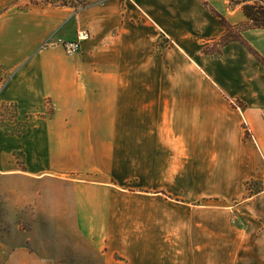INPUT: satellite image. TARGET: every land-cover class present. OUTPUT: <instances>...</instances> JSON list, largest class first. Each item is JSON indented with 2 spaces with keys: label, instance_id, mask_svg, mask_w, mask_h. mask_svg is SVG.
<instances>
[{
  "label": "crops",
  "instance_id": "1",
  "mask_svg": "<svg viewBox=\"0 0 264 264\" xmlns=\"http://www.w3.org/2000/svg\"><path fill=\"white\" fill-rule=\"evenodd\" d=\"M71 1L0 0V103L38 115L0 131V193L59 188L17 202L24 233L72 242L66 264H264V29L256 56L221 45L242 0ZM79 31L74 57L45 47Z\"/></svg>",
  "mask_w": 264,
  "mask_h": 264
},
{
  "label": "rangeland",
  "instance_id": "2",
  "mask_svg": "<svg viewBox=\"0 0 264 264\" xmlns=\"http://www.w3.org/2000/svg\"><path fill=\"white\" fill-rule=\"evenodd\" d=\"M64 2L67 3V1ZM71 3L76 9L87 8L93 3V0H72ZM239 30L238 28L235 29L236 33H233V35H236ZM45 47L51 48V46L46 45ZM210 50L213 51L212 53L218 51L217 47H214V49L210 48ZM46 107L49 109L47 113L49 114L52 110L49 101H46ZM37 117L38 115H32L27 116L24 120H19L16 104L0 103V131L8 135L21 136L20 132L26 127L29 128ZM16 156L18 163L22 166L24 154L20 153ZM252 186L253 184H250V187H248L251 194L253 193L251 191L253 190ZM26 189H31V191L25 192L21 200H19L18 196L8 198V196L0 193V264H50L48 261H42L41 257L52 255V253L58 259V264H66L67 249L73 248L74 244L65 239L52 242L51 240L54 236L47 234L28 235L24 233L28 226H30V221L26 218L28 211L18 208V203L22 200L26 201V197L33 193L36 195L37 192L40 195L39 199L44 197L43 200H45V198L49 199L51 196H54L59 188L40 186L38 188L27 187ZM32 189L36 192H32ZM59 237L65 238L68 236ZM31 238L34 239L33 244H30Z\"/></svg>",
  "mask_w": 264,
  "mask_h": 264
},
{
  "label": "trees",
  "instance_id": "3",
  "mask_svg": "<svg viewBox=\"0 0 264 264\" xmlns=\"http://www.w3.org/2000/svg\"><path fill=\"white\" fill-rule=\"evenodd\" d=\"M234 4L242 5L244 14L247 17V22L239 26H232L222 15L217 14L221 22L227 28V32L221 41V45H225L226 43H229L231 41H239L243 43L252 53L258 56V54L253 50V48H251L245 42L241 33L246 29H264V0H242L239 2H234ZM237 28L240 30L236 35H233V33H236L235 29ZM205 52L209 54H214L208 47L205 49ZM220 53L221 51L218 50L215 54L219 55ZM258 58L264 62V60L261 59L259 56ZM27 130L28 128L26 127L22 132H20V134L22 135L26 133Z\"/></svg>",
  "mask_w": 264,
  "mask_h": 264
},
{
  "label": "built area",
  "instance_id": "4",
  "mask_svg": "<svg viewBox=\"0 0 264 264\" xmlns=\"http://www.w3.org/2000/svg\"><path fill=\"white\" fill-rule=\"evenodd\" d=\"M91 37L88 31H79L77 33L76 39L73 41H67L59 37H52L46 42V46L57 47L61 46L65 53L70 56L74 57L79 54L83 42L88 40Z\"/></svg>",
  "mask_w": 264,
  "mask_h": 264
}]
</instances>
